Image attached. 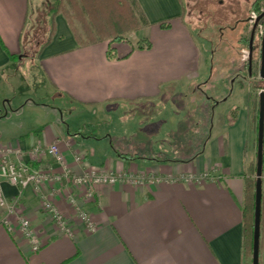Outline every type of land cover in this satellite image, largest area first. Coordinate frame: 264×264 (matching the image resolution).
I'll return each instance as SVG.
<instances>
[{"label":"crops","instance_id":"crops-1","mask_svg":"<svg viewBox=\"0 0 264 264\" xmlns=\"http://www.w3.org/2000/svg\"><path fill=\"white\" fill-rule=\"evenodd\" d=\"M29 1L0 0L1 85L11 87L20 76L23 65L16 61L32 58L40 76L35 97L1 94L0 148L51 174L65 165L75 175L97 170L154 180L94 185L91 197L69 179L47 182L41 191L28 185L16 207L30 220L40 248L32 252L17 229L7 230L0 207V264H251L243 208L253 162L256 168L252 97L234 85L219 100L202 93L194 118L177 104L207 67L183 20V1L136 0L149 22L148 48L110 38L81 43L63 13H48L50 37L30 57L22 43ZM110 47L116 57H107ZM52 144L62 164L44 151ZM0 190L7 200L18 192L1 176ZM41 195L67 230L42 209Z\"/></svg>","mask_w":264,"mask_h":264},{"label":"rangeland","instance_id":"rangeland-1","mask_svg":"<svg viewBox=\"0 0 264 264\" xmlns=\"http://www.w3.org/2000/svg\"><path fill=\"white\" fill-rule=\"evenodd\" d=\"M183 1V20L187 23L200 46L203 55L206 58V73L198 81L196 85L201 87L200 92L194 93L195 86L189 87L187 96H179L176 99L177 104L188 110L190 118L196 117L197 104L201 102L205 93L206 97L212 100H219L229 93V86H236L237 91L242 92L247 97H252L254 110V128L256 135V119L258 116L259 92L264 91V78L259 76V52H253L252 68L248 70V48L247 38L252 22L240 21L234 29L231 27L236 20L246 19L251 16L252 19L263 10L264 0H258V8L251 7V2L256 0H182ZM53 0H30L29 14L23 32L22 43L25 46L24 52L27 56H32L38 45H41L47 35L48 12L47 7ZM49 5V6H48ZM75 25L79 27V23ZM264 22H260L256 29L255 41L259 48L260 38ZM128 31L120 35L119 41H127L137 45L147 44V38L144 35V29ZM112 40V36L108 37ZM117 38V37H116ZM32 60V58H31ZM30 61H16L14 66L23 65L20 69V76L17 80L12 81L14 85L11 87L8 82L1 85V94L8 90L13 91L19 96L35 97L36 86L40 83V76L37 68ZM249 71V72H248ZM250 73V75H249ZM16 75V74H15ZM250 76V77H249ZM232 82V83H231ZM40 85V84H39ZM31 89V90H30ZM7 97V96H6ZM3 96L0 98L2 104ZM226 104L221 105L223 108ZM2 107V106H1ZM219 108V110L221 109ZM219 110H217L219 112ZM27 111V110H26ZM192 127L196 126L194 121L190 120ZM196 128V127H194ZM193 128V129H194ZM192 141L197 140L192 134L189 135ZM199 146L194 145V151L189 153L194 155ZM187 154V155H189ZM255 162L250 166L251 180L254 179ZM253 167V168H252ZM263 192H264V176H263ZM264 205V199H263ZM261 245L259 263L264 264V214L261 222ZM247 244V257L251 255L248 251L249 236L245 239ZM250 261V260H249Z\"/></svg>","mask_w":264,"mask_h":264},{"label":"built area","instance_id":"built-area-1","mask_svg":"<svg viewBox=\"0 0 264 264\" xmlns=\"http://www.w3.org/2000/svg\"><path fill=\"white\" fill-rule=\"evenodd\" d=\"M40 147H36L35 151H40ZM47 154L57 161L63 163V157L59 152L57 145H49L46 150ZM12 149L0 148V176L7 179V181L15 186L18 190L17 196L13 200H7L0 190V207L5 210V216L2 218V223L6 226L7 230L15 231L16 229L28 241L32 252H36L40 248V240L36 234L31 222L26 217L21 216L17 212V203L23 190L30 184L34 185L37 191H41L42 186L47 182H60L62 180H70L74 187H86V195L91 197L94 185L98 184H115L119 180H125L135 185H143L150 183L154 180L151 175H135V174H117L111 172H101L97 170L86 171L83 174H72L71 171L64 165L61 174H51L41 168L32 167L23 161H15L11 159ZM76 159H79L77 157ZM42 209L58 223L64 230H67V225L61 214L58 212L54 204L41 195ZM69 201L71 204L76 205V195L70 194ZM78 217L89 227L92 228V222L88 214L83 210H77ZM16 218V223H12L10 217Z\"/></svg>","mask_w":264,"mask_h":264},{"label":"trees","instance_id":"trees-1","mask_svg":"<svg viewBox=\"0 0 264 264\" xmlns=\"http://www.w3.org/2000/svg\"><path fill=\"white\" fill-rule=\"evenodd\" d=\"M258 0L255 1V8H258ZM51 4V5H50ZM50 5V6H49ZM47 12L55 13L61 12L67 18L71 25L75 36L81 43H92L105 40L112 36L111 41L120 39V35L128 31H137L142 27H148L144 14L139 9L136 0H53L49 3ZM79 23V27L75 23ZM163 27L168 25L161 24ZM121 33V34H120ZM50 32L47 33L45 42L48 41ZM117 37V38H116ZM44 42V43H45ZM145 46L148 48L150 43L147 41ZM142 48V45H138ZM114 48L110 47L107 51V57H116ZM258 124V116L256 119V129ZM254 169V174H255ZM264 176V138H263V163H262V183ZM255 180L249 179L246 181L245 198L243 208L244 218V237L249 236L248 251L252 256V235H253V220H254V190ZM264 192L262 186L261 199V222L264 214ZM261 231V223H260ZM261 245V232H260ZM244 249H247V244L244 241ZM260 255V250H259ZM260 264V263H259Z\"/></svg>","mask_w":264,"mask_h":264},{"label":"water","instance_id":"water-1","mask_svg":"<svg viewBox=\"0 0 264 264\" xmlns=\"http://www.w3.org/2000/svg\"><path fill=\"white\" fill-rule=\"evenodd\" d=\"M263 13L259 14L255 19L249 37L248 52V70L252 67V42L254 38L255 28ZM259 76L264 78V30L260 41V65ZM258 104V124H257V151H256V170H255V190H254V220L252 235V256L251 264H259L260 250V223H261V199H262V163H263V138H264V91L259 92Z\"/></svg>","mask_w":264,"mask_h":264},{"label":"flooded vegetation","instance_id":"flooded-vegetation-1","mask_svg":"<svg viewBox=\"0 0 264 264\" xmlns=\"http://www.w3.org/2000/svg\"><path fill=\"white\" fill-rule=\"evenodd\" d=\"M236 1V0H235ZM254 6V2L252 3L251 2V7H253ZM261 13H263V15L261 16V18L259 19V21H258V23H257V26H256V28H255V32H254V38H253V42H252V55H253V52H259V58H260V45H259V48H258V46H257V44H256V41H255V34H256V29H257V27H258V25L260 24V22H264V8H263V10L259 13V14H261ZM258 14V15H259ZM257 15V16H258ZM256 16V17H257ZM255 19V18H254ZM254 19H252V17L251 16H248L246 19H242V20H236V22H235V24L231 27V29H234L235 27H236V25L240 22V21H247V22H252V24H251V28H250V31H249V34H248V38H247V48H248V52H249V37H250V32H251V29H252V26H253V23H254ZM263 30H264V27H263V29H262V32H263ZM260 41H261V38H260ZM259 65H260V59H259ZM252 68V67H251ZM249 72V71H248ZM259 74V73H258ZM249 75H250V73H249ZM250 77V76H249Z\"/></svg>","mask_w":264,"mask_h":264}]
</instances>
